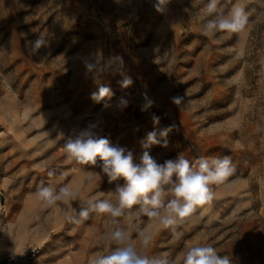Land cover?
<instances>
[{
    "label": "rangeland",
    "instance_id": "obj_1",
    "mask_svg": "<svg viewBox=\"0 0 264 264\" xmlns=\"http://www.w3.org/2000/svg\"><path fill=\"white\" fill-rule=\"evenodd\" d=\"M206 3L171 0L160 13L154 0H0V264L29 246L38 251L27 260L37 264H88L106 251L111 217L70 224L66 215L79 211L78 202L48 206L35 195L52 171L57 188L114 198L110 190L123 179L109 184L101 161L81 165L64 153L66 140L89 123L131 150L135 163L146 135L173 125L167 147L147 149L158 163L179 154L232 160L233 174L211 185L212 200L174 232L137 216L138 205L126 210L118 219L138 250L175 259L186 246L207 244L232 264H264V0H220L225 13L243 7L248 22L212 40L201 34ZM40 33L49 45L32 55L29 43ZM124 76L133 80L128 88L118 83ZM100 85L114 93L108 107L91 98ZM144 93L155 101L147 111ZM177 96L179 105L170 99ZM121 97L129 102L123 109ZM142 230L153 237L147 249Z\"/></svg>",
    "mask_w": 264,
    "mask_h": 264
},
{
    "label": "clouds",
    "instance_id": "obj_2",
    "mask_svg": "<svg viewBox=\"0 0 264 264\" xmlns=\"http://www.w3.org/2000/svg\"><path fill=\"white\" fill-rule=\"evenodd\" d=\"M171 0H154L153 7L157 12L164 13ZM220 0H207L204 6L206 20L201 28V34L212 40L217 33L231 36L241 32L247 22L248 16L241 6H234L225 13L218 8ZM264 6V5H262ZM49 45L47 37L40 33L34 41L29 43V52L38 55L42 48ZM92 71V64L86 65ZM122 88L133 84L130 76L118 82ZM114 93L108 86L100 85L98 92L92 93L91 98L96 103L110 101ZM107 98V101L105 100ZM172 103L179 105L181 97H171ZM145 103L141 110L147 111L155 101L144 93ZM128 100L119 99L118 106L123 109L128 106ZM154 125H158L160 117L153 114ZM95 123H89L81 129L75 138H68L64 143V153L67 160L81 165L95 166L98 160L102 173L112 184L123 179V183H116L110 190L114 198H83L79 191L71 185L64 184L57 188L51 177L54 173L48 172L49 182L41 184L36 189V197L48 206L61 202L70 205L79 203V211L71 210L66 215V221L79 225L87 220L90 214L107 215L111 217V230L105 231L102 240L105 242L106 251L91 257L88 264H232L228 256L218 255L216 249L207 244H193L186 246V250L175 259L165 253L147 255L138 250L132 240L130 232L120 224L118 218L126 217V210L139 206L137 216L145 215L150 220L158 219L164 228H173L178 222L188 217L197 206L204 205L212 200L211 185H221L233 174L235 168L229 156L204 157L189 161L183 154L176 159L158 163L147 149L153 145L167 147V137L173 126L160 129L159 132L151 131L141 141L146 149L140 157V162L135 163L133 152L126 147L112 145L107 138L99 136ZM62 179V174H61ZM128 227H131L130 221ZM141 249H147L152 242V235L147 231L138 233Z\"/></svg>",
    "mask_w": 264,
    "mask_h": 264
},
{
    "label": "built area",
    "instance_id": "obj_3",
    "mask_svg": "<svg viewBox=\"0 0 264 264\" xmlns=\"http://www.w3.org/2000/svg\"><path fill=\"white\" fill-rule=\"evenodd\" d=\"M38 251V248L34 247V246H29L26 248L24 254L20 257H9L7 259V261L9 262V264H37L35 259L32 260L31 262H29L27 260V257L30 256H35L36 253Z\"/></svg>",
    "mask_w": 264,
    "mask_h": 264
}]
</instances>
